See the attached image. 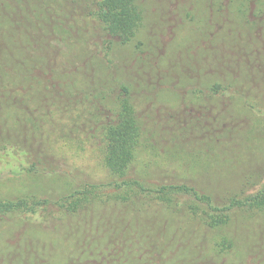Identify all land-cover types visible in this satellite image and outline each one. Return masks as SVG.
I'll use <instances>...</instances> for the list:
<instances>
[{
  "label": "trees",
  "instance_id": "1",
  "mask_svg": "<svg viewBox=\"0 0 264 264\" xmlns=\"http://www.w3.org/2000/svg\"><path fill=\"white\" fill-rule=\"evenodd\" d=\"M149 1L0 0V264H264V0Z\"/></svg>",
  "mask_w": 264,
  "mask_h": 264
},
{
  "label": "rangeland",
  "instance_id": "2",
  "mask_svg": "<svg viewBox=\"0 0 264 264\" xmlns=\"http://www.w3.org/2000/svg\"><path fill=\"white\" fill-rule=\"evenodd\" d=\"M159 1L160 0H150L149 1V3L152 2V6L150 7V11L152 12L153 15L156 13H158V15H159L161 13L160 18L162 20H164L165 25H164V27L156 25V27L160 31V38H162V40L166 41V40H169L171 38V35L169 36V34L172 31V28L173 29L175 28L177 31H181V30H180L179 25H178L179 22L176 20L175 17H173L174 15L172 14V9H173L172 5L165 4V3L162 4ZM162 17H164V19Z\"/></svg>",
  "mask_w": 264,
  "mask_h": 264
}]
</instances>
